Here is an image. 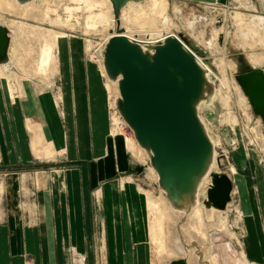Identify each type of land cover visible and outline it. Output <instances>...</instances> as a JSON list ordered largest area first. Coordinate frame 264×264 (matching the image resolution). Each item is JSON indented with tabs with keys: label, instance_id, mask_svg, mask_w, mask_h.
I'll return each mask as SVG.
<instances>
[{
	"label": "rangeland",
	"instance_id": "rangeland-1",
	"mask_svg": "<svg viewBox=\"0 0 264 264\" xmlns=\"http://www.w3.org/2000/svg\"><path fill=\"white\" fill-rule=\"evenodd\" d=\"M92 2L87 0L77 7L73 0L37 1L24 9H14L13 13L4 12L2 19L15 30L13 55L23 84L20 87L16 80H11L13 93H9V82L0 74V185L5 187L6 177L10 174L18 179L13 181L17 202L22 207L21 214L29 218L31 214L25 210L27 202L38 203L39 191L45 193L38 182L39 174L47 176L46 190L51 197L52 192L55 193L54 182H61L65 191L67 172L76 170L78 174H84L86 163L88 189L95 206L99 203V187L94 189L92 186L90 164L99 158L105 160L115 155L114 163L120 164V154L128 152L129 157L137 156L138 161L130 170L118 172L106 182L119 179L123 189L130 183H137L147 211L146 221L141 220L140 224L146 230L148 243L153 246L156 264L162 263L163 259L169 260L167 264H176L191 253L197 258V264H264V256L258 260L251 258L245 246L249 227L244 213L245 194L238 184L240 180L248 179L246 195L248 199L250 195L255 199L256 195L258 204L256 208L248 202L245 208H250V213L259 214L264 231V202L259 197L260 181L264 184V122L251 105V96L244 84L246 76L264 71V47L260 41L246 40L251 20H258L257 17H263L260 30L264 35V0H165L160 11L151 15L145 13L146 7L139 10L135 4L128 5L126 19L122 20L121 16L117 22L113 14L117 22L114 29L108 26L107 17L110 10L113 13L112 3L104 0ZM164 17L171 21L167 31L181 36L186 45L213 70L217 76L215 91L220 88L215 104L212 107L204 104L200 108V115L217 143V169L231 179L234 193V204L215 222L206 220L202 208L200 216L192 213L190 217L177 218L173 215L161 201L156 172L151 169L145 151L136 145L132 130L128 125L124 129L113 125L114 120L117 123L120 118L110 106L112 95L105 88L107 78L101 72L103 60L100 55L107 37L114 32H130L126 27L132 32L143 30L149 33L150 29H158L165 23ZM88 22L90 27H87ZM47 47H51L52 55L42 68L41 55ZM251 54L258 58L259 64L252 62ZM221 58L225 60V70L220 64ZM228 95L230 99L226 107L222 97ZM240 95H244L246 101L241 100ZM52 104L57 114L58 131L51 126ZM222 116L225 117L224 122ZM29 126L34 129L30 130ZM38 135H41V141ZM87 155L88 160L85 158ZM56 172H60L61 177L54 181L52 176ZM122 177L132 179L127 182ZM80 189H84L83 179ZM146 190L160 202V207H157L166 213L165 233H161L166 242L165 250L158 248L157 241H153L152 225L156 224L158 215L148 204ZM203 200L204 196L201 197ZM122 203L120 193L119 205ZM28 222L31 221L28 219ZM180 224L184 243L189 248H186L185 256L169 258L171 252L168 247L174 245ZM98 225L101 228V223ZM74 244L76 242L69 241L65 247L66 264H90L86 250L80 251ZM104 252L105 249L102 255ZM214 258L217 263L212 262ZM24 264L37 263L33 256L25 253Z\"/></svg>",
	"mask_w": 264,
	"mask_h": 264
},
{
	"label": "water",
	"instance_id": "water-1",
	"mask_svg": "<svg viewBox=\"0 0 264 264\" xmlns=\"http://www.w3.org/2000/svg\"><path fill=\"white\" fill-rule=\"evenodd\" d=\"M33 1L39 0H18ZM110 1L119 22L128 4L145 0ZM11 36L8 26L0 23V65L9 62ZM101 56L106 75L118 83V113L149 155L160 189L174 209L190 213L215 154L199 113L201 103L215 92L206 64L176 34L153 44L115 33L107 38ZM244 84L264 121V71L246 76ZM206 192L208 202L224 207L232 181L227 175L217 176Z\"/></svg>",
	"mask_w": 264,
	"mask_h": 264
},
{
	"label": "crops",
	"instance_id": "crops-1",
	"mask_svg": "<svg viewBox=\"0 0 264 264\" xmlns=\"http://www.w3.org/2000/svg\"><path fill=\"white\" fill-rule=\"evenodd\" d=\"M51 108V126L58 131L59 123L53 104ZM104 135L107 137V133ZM127 154L128 152L126 155L120 154V164L114 163L116 155L105 160L99 158L90 164L92 186L94 189L99 187V203L95 205L96 207L92 205L88 189L89 176L86 163L84 174H78L76 170L67 172L65 191L61 182L58 181V184L54 182L55 193L52 192L51 197L48 190H44L45 193L40 190L38 203L27 202L25 210L30 212L29 218L21 214L22 207L17 202V189L13 181L18 179L11 174L6 177L5 187L0 185V264H24L25 253L33 256L37 264H66L65 247L69 241L76 242L74 247L80 251L86 250L90 264H96V258L98 264H156L153 259L155 251L153 246H150V242L148 243L149 240L147 241L146 230L144 231L140 224L141 220L146 221L147 211L137 183H130L123 189L119 185V179L114 180L115 182H106L107 179L114 178L118 172L130 170L138 161L137 156L129 157ZM88 157L89 155L85 157L86 160L89 159ZM132 175L136 177L135 173ZM122 178L127 182L132 179ZM81 179L84 189H80ZM246 179H243L244 184L242 180L238 183L245 194L244 213L249 227L245 246L250 257L258 260L264 256L263 224L258 213H250V208L247 210L245 208L248 207L246 205L248 202L256 208L258 204L256 195L255 199H251V195L248 199L246 195L245 185L248 180ZM103 181L106 183L101 184ZM260 190L259 197L264 202L263 181H260ZM120 193L123 200L121 206ZM134 209L138 211L135 216ZM99 217H102L101 220ZM28 219L31 222H28ZM255 226L257 228H254ZM89 242H91L90 246ZM103 249L106 253L102 255Z\"/></svg>",
	"mask_w": 264,
	"mask_h": 264
},
{
	"label": "bare ground",
	"instance_id": "bare-ground-1",
	"mask_svg": "<svg viewBox=\"0 0 264 264\" xmlns=\"http://www.w3.org/2000/svg\"><path fill=\"white\" fill-rule=\"evenodd\" d=\"M40 2L42 1H46V0H39ZM74 2H77L78 6L79 7L82 2H85L87 0H73ZM147 1V2H146ZM164 1L165 0H145L144 2L146 3H130L128 4L129 6H134V4L136 5L135 7H137V9L141 10L143 7H146V9L144 10L145 13L147 14H156L158 11H160L161 7L163 6L164 4ZM34 2H37V1H33V2H29V3H26V4H21L18 2V0H2V3H0V23L1 24H4V25H7L8 28L11 30V35H12V42H11V46H10V51H9V62L5 63V64H2L0 65V74L3 75V79L5 81H8L9 82V93H13V89H12V86H11V80H16V82L18 83V85L21 87V85L23 84V81H22V77H20L19 75V71H18V64L15 63L14 61V55H13V50H14V46H13V42L15 43V30L13 29V27L11 26V24L9 23H5L4 20L2 18L3 15H4V12H10V13H13L14 9H24L25 7H27L28 5L34 3ZM104 2H108V3H111L110 0H104ZM4 3L8 4V5H4ZM93 4L95 3V0H93L92 2ZM113 5V4H112ZM90 7V6H88ZM127 9L126 7L122 10V20L126 19L127 18V12H125ZM147 11V12H146ZM107 13V12H106ZM8 14V13H7ZM18 14V13H17ZM16 14V15H17ZM113 14H114V9H113V13L111 12V10L109 11V13L107 14V17H108V26L110 28H115L116 27V20L114 19L113 17ZM115 15V14H114ZM262 17V16H260ZM20 18V17H19ZM121 18V17H120ZM166 18H169V17H164L163 20H165V23H163V25H159L158 29H155V30H149V34L148 32H145V31H140V30H136L135 31H131L129 30L126 26V29L127 31H130V32H124L125 35H128L129 37H132L133 35L135 34H140V33H143V34H146L148 36H150V38H148L147 41H152L156 36L159 37V36H162L164 35L165 33L169 32L167 31L168 30V26H170V20L169 19H166ZM258 20L256 19H253L251 20V28L249 30H247V35H246V40L247 39H254L253 40V43H256L257 41H260V44L262 47H264V35L261 34V25H260V22L261 20L263 19L262 18H259L257 17ZM121 20V19H120ZM10 22V21H9ZM66 22V21H65ZM18 23V22H17ZM253 23V24H252ZM13 24V23H12ZM87 24V27H90L89 26V22L86 23ZM94 25V24H92ZM91 25V26H92ZM257 26V27H256ZM17 27V26H16ZM86 27V28H87ZM119 27V26H118ZM106 28V27H105ZM256 28V29H255ZM117 32H114V33H111L108 37H110L111 35L115 34ZM221 33V32H220ZM219 34V33H218ZM219 36V35H217ZM107 37V38H108ZM15 45V44H14ZM51 47H47L45 48L43 51H42V55H41V63H40V66L42 68H44L46 66V63L48 62V59L50 57V55H52L51 53ZM101 56V55H100ZM250 58L252 60V62L256 63V64H259V60L258 58H255L252 54L250 55ZM200 59V58H199ZM201 60V59H200ZM220 64L221 66L223 67V70H225L226 68V63H225V60L224 58H221L220 59ZM206 66V65H205ZM207 70H208V78L209 80L211 81V83H214L217 81H215V77L217 78V76L215 75V73L213 72V70L209 67V66H206ZM228 68V67H227ZM101 72H102V76L104 77L106 75V72H105V69H104V66H103V63L101 65ZM105 73V74H104ZM106 81L104 83L105 85V88L106 90L109 89L110 90V95H112V99L110 100V106L111 108H113L115 110V112H118L117 110V107H116V100L117 98L120 96L119 94V88H118V83L117 81H114V80H111L107 75H106ZM222 83H224L223 80H221ZM19 88V87H18ZM220 91V88H216V91L210 96V99L207 100L206 102H202L201 105H200V108L202 105H214L216 100H217V93ZM239 97H241V100H244L246 101V98L244 97V95H240ZM31 98V96H30ZM229 99H230V96L228 95L227 97L223 98L222 97V100L224 101L225 103V106L227 107L229 105ZM240 99V98H239ZM248 101V99H247ZM251 103V102H250ZM252 105V103H251ZM253 106V105H252ZM212 107V106H211ZM229 109V108H228ZM200 113V111H199ZM115 114V113H114ZM201 116V115H200ZM116 117V116H115ZM113 118H114V115H113ZM122 118V117H121ZM120 118V119H121ZM123 119V118H122ZM121 119V120H122ZM201 119L203 120V118L201 117ZM224 119L225 117L222 116V121L224 122ZM124 121V120H123ZM204 121V120H203ZM263 121V120H262ZM264 122V121H263ZM115 120H114V124H115ZM205 123V122H204ZM206 125V124H205ZM28 127V126H27ZM30 127V130H33L34 128H32L31 126ZM34 127V126H33ZM207 128V126H206ZM210 137H211V140L213 141L214 143V146H215V154H214V160H213V163L210 167V170L209 172L207 173V175L204 177V179L202 180L201 182V186H200V189H199V200H198V203L196 206H194V208L192 209V211L190 213H186L184 211H180V210H176L173 208V206L171 205V203L169 202V200L167 199L164 191L162 189H160V197H161V201L162 203L165 204V206L167 207V209L171 212L172 211V214L173 215H177L176 217L177 218H180L181 216H187V217H190V215L193 213L194 215H197V216H200L201 212H202V209H203V214H204V217L206 218L207 221H210V222H215L216 221V218H222L223 217V214L229 209L230 210V207L234 204V193L232 192L231 193V197H230V200L229 202L226 204V206L224 207H218L215 203H213L212 201H209L208 202V198H207V195H206V191L208 190V188L212 185L214 179L219 176H223V175H226L225 172H223L222 170H218L217 169V153H216V145L217 143L215 142V140L212 138L209 130L207 129ZM113 133V132H112ZM41 135H38L37 138L38 140L40 139V141L42 140V137ZM36 138V139H37ZM37 140V141H38ZM136 140V139H135ZM134 141V140H133ZM135 142V141H134ZM137 142V141H136ZM135 142V143H136ZM136 145L139 147V149H143L142 147L139 146L138 143H136ZM144 150V149H143ZM145 151V150H144ZM145 154L147 156H149L147 154V152L145 151ZM151 169H153L151 167ZM154 170V169H153ZM234 170V169H233ZM235 171V170H234ZM60 176V172H56L53 174L52 178L54 181H56ZM156 178L158 179V175L156 173ZM38 182L40 183L41 185V188L45 189L47 188V185H48V180H47V176H45L44 174H39L38 175ZM43 191V190H42ZM147 191V190H146ZM147 196H148V200H149V205H151L150 207L157 213V222L156 224H153L152 225V231H153V234H154V239L153 241H157V245H158V248H164V250L166 249V245H165V241H164V238L161 237V233H165V229H164V222H165V218H166V213L163 211V209L159 208L160 205L157 201L154 200L153 198V194L148 190L147 191ZM204 196V202L201 201V197ZM157 203H155V202ZM157 205H159V207H157ZM201 206V207H200ZM202 208V209H201ZM240 213V212H239ZM155 217V216H154ZM186 217V218H187ZM180 220V219H178ZM180 222V221H179ZM181 223V222H180ZM212 225H217V224H212ZM176 227V226H175ZM183 227V226H182ZM217 227V226H216ZM182 228H181V224L178 225V229H177V233H178V236L175 237L174 241H173V246L172 247H168L169 251L171 252V255L169 258H176L178 257L179 255H183L185 256V252H186V248H189V245L185 244L184 243V236H183V233H182ZM186 231V229L184 230ZM165 236V235H164ZM160 240V242H159ZM202 242V241H201ZM159 243V244H158ZM198 243V242H196ZM204 243V242H202ZM193 244V243H192ZM199 244V243H198ZM200 245V244H199ZM169 246V245H168ZM157 247V246H156ZM191 247V246H190ZM188 251V250H187ZM242 256H244V253H242ZM47 257V256H46ZM195 259V260H194ZM165 260V262H164ZM169 260L168 259H163L162 260V263L160 264H167ZM181 261H184V264H197V258L194 257V253H191V255H188L187 258L185 257V259H182ZM213 263H217L216 261V258H214L212 260ZM172 264V263H170Z\"/></svg>",
	"mask_w": 264,
	"mask_h": 264
},
{
	"label": "built area",
	"instance_id": "built-area-1",
	"mask_svg": "<svg viewBox=\"0 0 264 264\" xmlns=\"http://www.w3.org/2000/svg\"><path fill=\"white\" fill-rule=\"evenodd\" d=\"M168 34H176V32H167V33H165V34L162 35V36H159V37L156 36L152 41H147L148 38H150V36H148V35H146V34H135V35H133L131 38H133V39H135V40H137V41H139V42H147V43L158 44V43H161V42L163 41V39H164ZM176 35H177V34H176ZM114 113H115L116 115H118L119 118H121V116H120V114H119L118 112H115V111H114ZM112 121H113V120H112ZM113 125L116 126V127H118L119 129H124L125 127H127V124H126L124 121H122L121 119H120L119 122H117V123H115V124H114V122H113ZM132 132H133V131H132Z\"/></svg>",
	"mask_w": 264,
	"mask_h": 264
}]
</instances>
